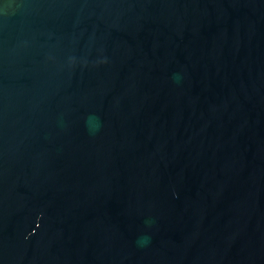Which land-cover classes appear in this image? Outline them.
<instances>
[{"label": "water", "instance_id": "1", "mask_svg": "<svg viewBox=\"0 0 264 264\" xmlns=\"http://www.w3.org/2000/svg\"><path fill=\"white\" fill-rule=\"evenodd\" d=\"M0 264H264V0H0Z\"/></svg>", "mask_w": 264, "mask_h": 264}, {"label": "clouds", "instance_id": "2", "mask_svg": "<svg viewBox=\"0 0 264 264\" xmlns=\"http://www.w3.org/2000/svg\"><path fill=\"white\" fill-rule=\"evenodd\" d=\"M89 119H91V117Z\"/></svg>", "mask_w": 264, "mask_h": 264}]
</instances>
